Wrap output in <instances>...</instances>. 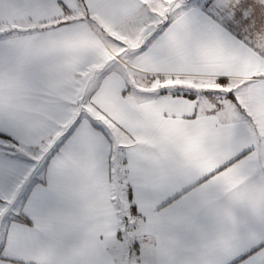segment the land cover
<instances>
[{
    "label": "snow or ice",
    "instance_id": "6c2138e0",
    "mask_svg": "<svg viewBox=\"0 0 264 264\" xmlns=\"http://www.w3.org/2000/svg\"><path fill=\"white\" fill-rule=\"evenodd\" d=\"M0 264H264V0H0Z\"/></svg>",
    "mask_w": 264,
    "mask_h": 264
}]
</instances>
